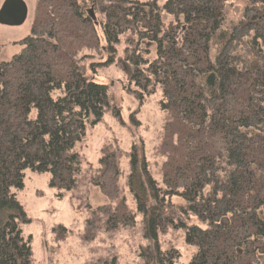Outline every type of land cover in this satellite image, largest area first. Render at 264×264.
Segmentation results:
<instances>
[{
	"label": "trees",
	"instance_id": "obj_1",
	"mask_svg": "<svg viewBox=\"0 0 264 264\" xmlns=\"http://www.w3.org/2000/svg\"><path fill=\"white\" fill-rule=\"evenodd\" d=\"M227 2L35 0L20 52L0 60V264H32L26 215L11 193L24 172L76 187L75 146L111 100L89 73L114 64L118 47L132 84L161 93L160 180L142 141L124 181L108 153L88 180L107 200L90 212L88 238L134 226L126 189L142 236L169 264L177 252L157 245L169 229L196 248L188 264H264V0H244L234 23Z\"/></svg>",
	"mask_w": 264,
	"mask_h": 264
},
{
	"label": "rangeland",
	"instance_id": "obj_2",
	"mask_svg": "<svg viewBox=\"0 0 264 264\" xmlns=\"http://www.w3.org/2000/svg\"><path fill=\"white\" fill-rule=\"evenodd\" d=\"M3 1L0 0V7ZM23 1L28 11L25 22L17 27L0 25L2 61L18 54L21 50L18 42L30 33L35 0ZM164 2L156 0L159 7ZM244 6V0H228L227 20L238 21ZM97 60L101 59L96 57L93 61ZM89 75L94 82L108 87L111 100L110 108L98 123H86L85 137L75 146L81 159L76 187L70 191L57 189L50 185L49 173L26 170L22 188L11 189L26 215L20 228L23 237L29 240L32 264H159L157 257L169 264L165 254L158 256L154 242L142 236L140 217L126 189L124 197L135 215L134 226L99 233L92 239L86 234L90 212L107 203L97 187L88 181L90 175L101 168V159L115 153L124 181L132 146L142 141L149 170L158 182L162 160L156 153L167 119L161 108L160 91L146 94L129 80V68L122 60L121 47L117 48L114 64L99 67ZM157 241L160 252H177L178 255L170 258L172 264H188L196 252L193 245L186 243L183 229H169L159 234Z\"/></svg>",
	"mask_w": 264,
	"mask_h": 264
},
{
	"label": "water",
	"instance_id": "obj_3",
	"mask_svg": "<svg viewBox=\"0 0 264 264\" xmlns=\"http://www.w3.org/2000/svg\"><path fill=\"white\" fill-rule=\"evenodd\" d=\"M27 6L23 0H4L0 7V25L21 26L27 18Z\"/></svg>",
	"mask_w": 264,
	"mask_h": 264
}]
</instances>
